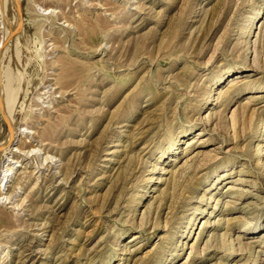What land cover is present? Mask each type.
<instances>
[{"label":"rangeland","instance_id":"1","mask_svg":"<svg viewBox=\"0 0 264 264\" xmlns=\"http://www.w3.org/2000/svg\"><path fill=\"white\" fill-rule=\"evenodd\" d=\"M0 264H264V0H0Z\"/></svg>","mask_w":264,"mask_h":264},{"label":"bare ground","instance_id":"2","mask_svg":"<svg viewBox=\"0 0 264 264\" xmlns=\"http://www.w3.org/2000/svg\"><path fill=\"white\" fill-rule=\"evenodd\" d=\"M259 16H260V14H257V15L254 16V17H255V18H254L255 21H256L257 18H259ZM4 85H5V84H4ZM10 87H11V86H10ZM7 90H9V89H7ZM11 91H13V90H11ZM14 91H15V90H14ZM2 94H3V96L6 94V92H5V88H4L3 92H2ZM15 94H16V93H15ZM7 103H8V102H7ZM9 103H11V102L9 101ZM9 103H8V104H9ZM9 106H10V105H9Z\"/></svg>","mask_w":264,"mask_h":264}]
</instances>
